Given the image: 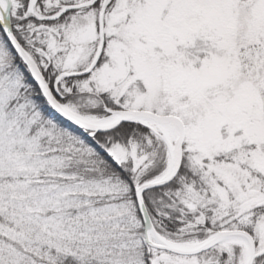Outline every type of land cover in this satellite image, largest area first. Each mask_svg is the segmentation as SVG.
<instances>
[{"label":"snow or ice","instance_id":"1","mask_svg":"<svg viewBox=\"0 0 264 264\" xmlns=\"http://www.w3.org/2000/svg\"><path fill=\"white\" fill-rule=\"evenodd\" d=\"M0 264H264V0H0Z\"/></svg>","mask_w":264,"mask_h":264}]
</instances>
